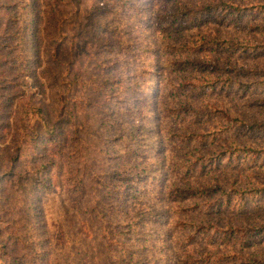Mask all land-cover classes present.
<instances>
[{"label":"rangeland","instance_id":"rangeland-1","mask_svg":"<svg viewBox=\"0 0 264 264\" xmlns=\"http://www.w3.org/2000/svg\"><path fill=\"white\" fill-rule=\"evenodd\" d=\"M0 264H264V0H0Z\"/></svg>","mask_w":264,"mask_h":264}]
</instances>
